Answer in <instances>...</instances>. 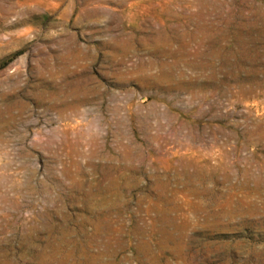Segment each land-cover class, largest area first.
Masks as SVG:
<instances>
[{
    "label": "rangeland",
    "instance_id": "obj_1",
    "mask_svg": "<svg viewBox=\"0 0 264 264\" xmlns=\"http://www.w3.org/2000/svg\"><path fill=\"white\" fill-rule=\"evenodd\" d=\"M0 264H264V0H0Z\"/></svg>",
    "mask_w": 264,
    "mask_h": 264
},
{
    "label": "bare ground",
    "instance_id": "obj_2",
    "mask_svg": "<svg viewBox=\"0 0 264 264\" xmlns=\"http://www.w3.org/2000/svg\"><path fill=\"white\" fill-rule=\"evenodd\" d=\"M220 219V218H219ZM228 219V218H227Z\"/></svg>",
    "mask_w": 264,
    "mask_h": 264
}]
</instances>
